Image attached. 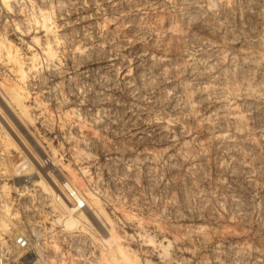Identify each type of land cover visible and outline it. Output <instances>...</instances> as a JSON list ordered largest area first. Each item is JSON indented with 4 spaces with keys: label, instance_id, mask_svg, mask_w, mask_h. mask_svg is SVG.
<instances>
[{
    "label": "rangeland",
    "instance_id": "374dc122",
    "mask_svg": "<svg viewBox=\"0 0 264 264\" xmlns=\"http://www.w3.org/2000/svg\"><path fill=\"white\" fill-rule=\"evenodd\" d=\"M15 229L35 264H264V0H0Z\"/></svg>",
    "mask_w": 264,
    "mask_h": 264
},
{
    "label": "built area",
    "instance_id": "2783aa9c",
    "mask_svg": "<svg viewBox=\"0 0 264 264\" xmlns=\"http://www.w3.org/2000/svg\"><path fill=\"white\" fill-rule=\"evenodd\" d=\"M61 186L70 206L76 211L85 208L84 198L71 184L63 182ZM35 250L31 236L24 231L0 233V264H35Z\"/></svg>",
    "mask_w": 264,
    "mask_h": 264
},
{
    "label": "bare ground",
    "instance_id": "6f19581e",
    "mask_svg": "<svg viewBox=\"0 0 264 264\" xmlns=\"http://www.w3.org/2000/svg\"><path fill=\"white\" fill-rule=\"evenodd\" d=\"M58 199L60 201L61 211L65 217L63 224L66 228H72L76 224L74 218V213L76 210L74 207L67 205L62 199H60V197H58Z\"/></svg>",
    "mask_w": 264,
    "mask_h": 264
}]
</instances>
